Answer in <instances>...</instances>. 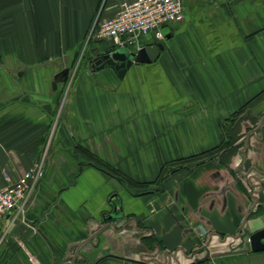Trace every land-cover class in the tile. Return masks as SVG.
<instances>
[{
    "label": "crops",
    "instance_id": "crops-1",
    "mask_svg": "<svg viewBox=\"0 0 264 264\" xmlns=\"http://www.w3.org/2000/svg\"><path fill=\"white\" fill-rule=\"evenodd\" d=\"M132 1L0 0V188L44 159L0 264H264V0H184L121 78L87 35Z\"/></svg>",
    "mask_w": 264,
    "mask_h": 264
},
{
    "label": "built area",
    "instance_id": "built-area-1",
    "mask_svg": "<svg viewBox=\"0 0 264 264\" xmlns=\"http://www.w3.org/2000/svg\"><path fill=\"white\" fill-rule=\"evenodd\" d=\"M185 18L184 0H134L122 4L118 13L102 20L97 16L87 35V43L110 41L113 49L144 47L143 39L152 36L156 41L165 39V28ZM87 43L79 54L85 57ZM112 49V50H113ZM111 50V51H112ZM44 174V159L21 173L18 181L0 188V217L14 211L12 221L25 210L28 199Z\"/></svg>",
    "mask_w": 264,
    "mask_h": 264
},
{
    "label": "water",
    "instance_id": "water-1",
    "mask_svg": "<svg viewBox=\"0 0 264 264\" xmlns=\"http://www.w3.org/2000/svg\"><path fill=\"white\" fill-rule=\"evenodd\" d=\"M165 49L163 41H158L153 45L144 46L139 50H129L115 48L110 52L104 53L95 64H98V69H103L106 66L113 67L121 78H124L127 71L135 64L151 63L156 61L161 52ZM69 75V70L65 69L55 77L54 85L57 82L66 81ZM251 248L253 251H264V228L252 233L249 237ZM208 256L205 258L207 259ZM203 259V260H205Z\"/></svg>",
    "mask_w": 264,
    "mask_h": 264
},
{
    "label": "trees",
    "instance_id": "trees-1",
    "mask_svg": "<svg viewBox=\"0 0 264 264\" xmlns=\"http://www.w3.org/2000/svg\"><path fill=\"white\" fill-rule=\"evenodd\" d=\"M221 148H215V149H213V150H211V151H209V152H206V153H203L202 155H199V156H196V157H192V158H190L189 160H191V161H194V160H197V161H199V160H202L203 158H206V157H208V156H210L212 153H214L215 151H218V150H220ZM166 167H163V169H162V171H161V175H160V177L159 178H162L163 177V175H164V173H165V169Z\"/></svg>",
    "mask_w": 264,
    "mask_h": 264
},
{
    "label": "flooded vegetation",
    "instance_id": "flooded-vegetation-1",
    "mask_svg": "<svg viewBox=\"0 0 264 264\" xmlns=\"http://www.w3.org/2000/svg\"><path fill=\"white\" fill-rule=\"evenodd\" d=\"M102 56H103V54L97 56V57L94 59V61L92 62V64H93L95 67H98V64H95V63H96V61H97L99 58H101Z\"/></svg>",
    "mask_w": 264,
    "mask_h": 264
},
{
    "label": "rangeland",
    "instance_id": "rangeland-1",
    "mask_svg": "<svg viewBox=\"0 0 264 264\" xmlns=\"http://www.w3.org/2000/svg\"><path fill=\"white\" fill-rule=\"evenodd\" d=\"M122 49H129V50H131L130 48H122ZM78 62H79V59H78V61H77V64H78ZM84 62H86V61H85V58L82 59L81 64H83Z\"/></svg>",
    "mask_w": 264,
    "mask_h": 264
}]
</instances>
